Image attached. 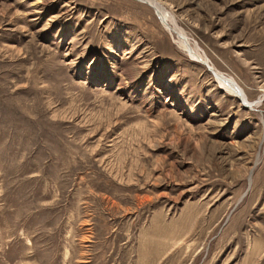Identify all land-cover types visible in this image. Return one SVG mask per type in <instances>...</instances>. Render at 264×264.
Segmentation results:
<instances>
[{"label": "rangeland", "instance_id": "obj_1", "mask_svg": "<svg viewBox=\"0 0 264 264\" xmlns=\"http://www.w3.org/2000/svg\"><path fill=\"white\" fill-rule=\"evenodd\" d=\"M158 1L259 105L145 2L0 0V264H264V0Z\"/></svg>", "mask_w": 264, "mask_h": 264}, {"label": "bare ground", "instance_id": "obj_2", "mask_svg": "<svg viewBox=\"0 0 264 264\" xmlns=\"http://www.w3.org/2000/svg\"><path fill=\"white\" fill-rule=\"evenodd\" d=\"M142 1H147L145 3L151 4L152 8L155 9L158 13V17L160 21L162 22L163 26L170 32V35L174 38V40L177 42L179 48L182 50L186 51L189 54V57L191 59H195V61L200 62L204 61L207 62L208 65L209 62L206 59L205 55H203L199 49L197 44L192 43L191 40L187 37L185 32H183V29H181L177 23V17L175 18L174 13L170 12L167 10V8L164 7V5L156 0H138ZM202 63V62H201ZM211 68L213 69L214 73V78L216 79L218 83V87L220 89L226 90V92L233 96L238 98L241 103L244 106H247L250 108H254V106L259 105V102H250L248 94L245 93V91L236 83V81L233 78L226 77L222 73L216 71L212 66Z\"/></svg>", "mask_w": 264, "mask_h": 264}, {"label": "water", "instance_id": "obj_3", "mask_svg": "<svg viewBox=\"0 0 264 264\" xmlns=\"http://www.w3.org/2000/svg\"><path fill=\"white\" fill-rule=\"evenodd\" d=\"M142 2V1H141ZM144 2H147V1H144ZM150 6H152L151 4H149ZM154 8V7H153ZM154 11H155V9H154ZM155 13H156V15L158 16V13H157V11H155ZM159 18V17H158ZM189 53V52H188ZM200 62H202V64H204L207 68H208V70L210 71V72H213V69L208 65V63L207 62H204V61H201V60H199ZM245 107H247V106H245ZM249 108V107H248ZM250 109H254V108H250Z\"/></svg>", "mask_w": 264, "mask_h": 264}]
</instances>
